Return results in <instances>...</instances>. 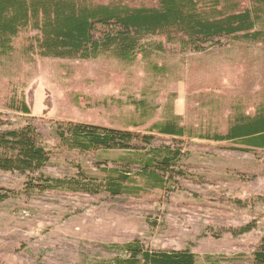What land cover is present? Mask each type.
Here are the masks:
<instances>
[{"label":"rangeland","instance_id":"obj_1","mask_svg":"<svg viewBox=\"0 0 264 264\" xmlns=\"http://www.w3.org/2000/svg\"><path fill=\"white\" fill-rule=\"evenodd\" d=\"M231 41L154 53L159 67L167 65L156 76L142 57L130 64L109 56L16 57L0 70V132L35 127L50 149L42 171L61 179L99 163L95 154L58 149L54 131L68 122L132 130L130 100L153 108L137 128L144 133L168 115L189 129L225 133L235 103L252 113L264 101V46ZM15 90L30 114L8 103ZM193 135L184 139V175L170 194L34 189L27 174L0 171V264H100L109 249L134 239L151 249L191 250L202 264H251L264 233V149Z\"/></svg>","mask_w":264,"mask_h":264},{"label":"trees","instance_id":"obj_2","mask_svg":"<svg viewBox=\"0 0 264 264\" xmlns=\"http://www.w3.org/2000/svg\"><path fill=\"white\" fill-rule=\"evenodd\" d=\"M231 40L264 46V0H0V70L16 57L36 54L80 60L109 56L127 64L142 57L156 76L167 65L159 67L154 53L201 52ZM8 103L30 114L17 90ZM128 105L134 109L132 130L68 122L54 131L58 149L95 154L98 170L81 167L69 179L48 176L42 170L50 149L28 124L0 132V171L27 174L34 189L66 187L112 196L154 189L170 194L179 189L177 179L186 165L184 139L193 133L264 149V101L252 113L235 103L225 133L186 128L173 115L144 133L137 128L152 116L150 102L130 100ZM161 136L169 143L158 144ZM109 251L110 259L100 264H202L191 250L151 249L139 239ZM251 264H264V233Z\"/></svg>","mask_w":264,"mask_h":264}]
</instances>
